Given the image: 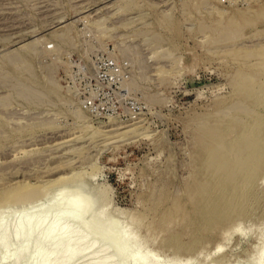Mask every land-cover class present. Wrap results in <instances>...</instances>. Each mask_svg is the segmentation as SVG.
I'll list each match as a JSON object with an SVG mask.
<instances>
[{
    "label": "rangeland",
    "instance_id": "obj_1",
    "mask_svg": "<svg viewBox=\"0 0 264 264\" xmlns=\"http://www.w3.org/2000/svg\"><path fill=\"white\" fill-rule=\"evenodd\" d=\"M106 60L125 65L126 78L101 91L93 67ZM244 81L252 91L240 102ZM129 102L139 106L134 119ZM258 114L263 141L250 162L260 165L228 195L241 198L214 232L197 220L214 204L202 198H216L214 178L243 180L228 178L230 155L215 159L214 140L238 142ZM263 119L264 0H0V198L42 190L11 225L46 207L41 196L60 178L72 179L84 183L81 195L97 194L94 209L104 206L113 222L137 221L132 235L155 264H251L264 251ZM24 233L0 238V264H43L63 235L23 252ZM107 250L86 248L67 264H116Z\"/></svg>",
    "mask_w": 264,
    "mask_h": 264
},
{
    "label": "bare ground",
    "instance_id": "obj_2",
    "mask_svg": "<svg viewBox=\"0 0 264 264\" xmlns=\"http://www.w3.org/2000/svg\"><path fill=\"white\" fill-rule=\"evenodd\" d=\"M238 28L240 29V27ZM230 32L232 31L230 30ZM223 36L226 37L225 35ZM221 37L219 39H221ZM251 87L252 86L248 84L247 81L238 84L237 90H239L240 94L238 101L242 102V97L246 93H250L252 91L249 90V88ZM240 107L242 108L243 106ZM245 107L246 106H244V108L242 109L244 110ZM237 109L240 108H238L237 106ZM252 113L254 112H251L250 114ZM221 115H223V113ZM261 120L262 117H259V114L257 117L255 115V117H253V119L249 121V124H247V126L244 127L243 130H240L238 134H236L237 136L235 138V141H238L236 143L224 146L222 145L221 140H214L216 147L214 153L215 159H218V157L226 158L230 155V157L234 158L236 162L239 163V166L237 167V169H235L236 165L230 159V157V161H228L227 159L224 161L226 165L224 170L229 171L228 178L234 177L233 175H236L239 172L243 174V180L241 178V180L237 183H235L232 179L222 177L214 178L213 182H215V188L212 189V193L216 195V198L211 199L210 197H208V195L202 198L201 203L208 204L212 202L214 204L210 208H200V214L198 215L197 220L201 219V217L207 218V221H211V225L213 226L214 232H216L217 229L221 227V225L223 226L224 224H226V222L230 220L231 216L229 215V213L231 212V210L235 206L236 201L240 197L238 193L237 195L235 194V196L232 194L230 198L227 199L228 195L235 191V189H239V187L241 186L243 187V185L247 186L249 184V181L252 180L254 175H256L257 173V169L260 164H255L254 161L250 162V159L257 153L258 149L262 147L261 142L263 140L257 138V135L260 133L255 130L259 126ZM209 168L211 170L214 169L212 166H210ZM220 168L223 167L219 166L218 169L220 170ZM63 179H59V185H57L54 190L52 189V192L49 191L48 193L42 194L41 197H44L47 201L46 207L40 209L37 213L35 212L32 215H25V213L23 212L22 216L16 219V223H14V225L9 224L12 215L16 214H13L14 210H20L21 206L26 207L32 202H34L35 199L37 200L38 195H40L39 192H41L42 190H30V188H26V190L23 189L21 191H12L4 194L3 197L0 198V238L2 240H7L10 235L14 237H19L21 236L22 232H25L20 249L24 252L32 244V247L36 252L41 246V244L47 241L48 239L53 238L54 233L59 229L63 231V235L62 237L57 239L50 247V249H48L47 252L44 254L45 261L43 264H67L75 256L80 255L84 249L94 247H106L108 250L111 249L110 253L113 251L116 258V264H155L153 260L144 258L142 249L138 247L135 237L132 235V225L137 222L136 220L131 221V223H127L128 226H125V224L122 225L121 222L120 224H117L118 222H113L112 219L110 220V216L112 215L109 216V212H107V209H105L104 206H102L99 210L94 209L93 204L96 202L97 195H94L95 192H88L87 195V191L85 190L86 193L85 196H83L81 195V193L78 192L83 191L82 189L84 187V183H82L81 188V186H76L79 185L77 184L79 182L74 184L76 181L71 183L73 181L72 179L68 181H64ZM67 182H70V184L68 185ZM230 182L231 185L228 186ZM85 189L87 188L85 187ZM35 196L37 197L35 198ZM107 202L106 205L104 203L105 206H107ZM2 209H7V212H2ZM49 211L53 213L49 215ZM35 221L38 222V227L36 229L38 230V232L35 235L34 240L32 241L31 238L33 237V233H31V226ZM47 222H49V224L47 225V227L43 228V226ZM73 237L76 238L74 242L71 241V238ZM0 247L3 249L4 245L1 244ZM57 251L63 252L64 255L54 261L52 259V256ZM13 255L14 254L11 253L9 254V256H6H8V259L10 260ZM114 255L111 254L112 258H114ZM251 264H264L263 250L260 251V253L252 260Z\"/></svg>",
    "mask_w": 264,
    "mask_h": 264
},
{
    "label": "built area",
    "instance_id": "obj_3",
    "mask_svg": "<svg viewBox=\"0 0 264 264\" xmlns=\"http://www.w3.org/2000/svg\"><path fill=\"white\" fill-rule=\"evenodd\" d=\"M126 68L125 65L116 64L112 60L97 62L93 67L92 80L94 87L101 91H106L108 86L116 88V85L125 82ZM84 105L88 110L97 109L92 100H87ZM125 111L134 119L138 116L139 106L136 103L129 102L125 107Z\"/></svg>",
    "mask_w": 264,
    "mask_h": 264
}]
</instances>
